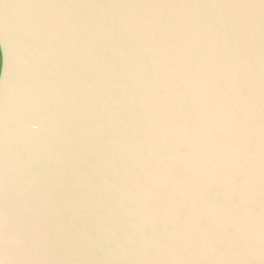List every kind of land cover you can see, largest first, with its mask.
Wrapping results in <instances>:
<instances>
[{
    "label": "water",
    "instance_id": "obj_1",
    "mask_svg": "<svg viewBox=\"0 0 264 264\" xmlns=\"http://www.w3.org/2000/svg\"><path fill=\"white\" fill-rule=\"evenodd\" d=\"M0 264H264V0H0Z\"/></svg>",
    "mask_w": 264,
    "mask_h": 264
}]
</instances>
